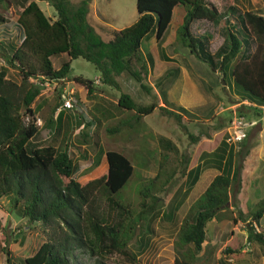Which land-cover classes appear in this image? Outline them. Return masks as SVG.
<instances>
[{
	"label": "trees",
	"instance_id": "16d2710c",
	"mask_svg": "<svg viewBox=\"0 0 264 264\" xmlns=\"http://www.w3.org/2000/svg\"><path fill=\"white\" fill-rule=\"evenodd\" d=\"M42 1L54 8V21L45 16L36 1L20 0L22 10L15 24L20 34L19 43L0 41V57L4 62L0 66V200L7 199L20 209L21 216L27 221L40 223L49 230L47 240L33 255L25 258L23 264H83L80 253H75L80 250L97 257L98 264H105L102 258L114 253L134 261L135 255L126 248L133 235V232L129 235L127 230L126 215L130 211L118 199L133 176L131 162L117 151H106L101 158L93 159V169L80 182L74 178L75 164L67 144L58 150L32 143L39 133L32 110L40 92L36 82L65 79L70 73L72 61L81 58L93 66L104 85L115 86V77L124 73L150 92L142 83L140 71L135 69V65L140 63L141 69L147 72L145 66L153 64L151 54L141 53V42L150 35L160 42L173 23V16L180 12L174 25L175 41L213 72L220 71L222 81L225 84L231 81L243 101L263 108L264 15L251 11L240 13L235 7L236 0H224V14H220L208 0H136L135 21L113 31L110 38L104 40L87 20L89 0H81L76 7L69 0ZM235 14L255 42V49L250 54L244 55L243 51L249 36L233 32L235 28L231 25L227 28L228 46H221L216 54L208 49V36L191 33L194 21L215 22L221 15H230L226 18L229 22ZM9 69L17 71L19 82L8 78ZM169 74L171 72L157 78L158 83ZM74 80L86 88L90 98L93 81L82 77H75ZM159 98L161 106L154 103L141 106L129 95L121 94L116 106L120 110L131 111L136 121L157 111L159 116L170 118L181 126L187 109L170 102L162 89ZM95 122L100 125L101 119H92L86 125L92 126ZM116 129L108 127L106 132L111 134ZM93 135L82 132L76 147L81 149V144L91 143ZM157 139L163 154L179 153L170 139L163 136ZM92 144L97 145L96 142ZM207 146L212 151L202 155V164L216 169L218 173L192 202L180 222L174 241L176 256L173 264H197V255L205 250L203 244L207 238V224L211 220H221V213L227 212L229 205L236 209L237 216H232L234 212L230 211V216L224 219L233 224L241 221L246 241L264 250V232L260 225L264 217V197L243 217L233 196L240 174L239 168L234 166L233 148L223 141L219 145L218 140ZM87 149L88 146L83 148V153L86 154ZM85 154L83 159L88 158ZM165 154L160 158V167L165 162ZM175 171L172 170L162 186L169 184L168 179L174 176ZM201 171L200 164L187 171L189 185H195ZM161 175L159 171L139 186L138 196L143 207L139 212L140 220L155 213L154 206L147 204L151 194L148 186H154L162 179ZM97 197L104 198L122 219L115 220L108 213L104 214ZM128 229L131 230V227ZM238 250L237 240L232 237L221 251V258L234 256ZM5 254L6 264H16L8 252Z\"/></svg>",
	"mask_w": 264,
	"mask_h": 264
},
{
	"label": "rangeland",
	"instance_id": "374dc122",
	"mask_svg": "<svg viewBox=\"0 0 264 264\" xmlns=\"http://www.w3.org/2000/svg\"><path fill=\"white\" fill-rule=\"evenodd\" d=\"M34 1L45 16L52 21L56 19V12L50 4L42 0ZM69 1L73 7L81 2V0ZM208 1L216 6L220 14H224L226 6L224 0ZM135 2L136 0H89L87 20L95 31L107 40L113 31L120 30L135 21L137 17ZM235 7L240 13L251 11L264 15V0H236ZM21 10L20 0H0V41L9 40L13 44L19 43L20 34L15 24ZM179 16L180 12L173 16V23L160 42L145 39L142 43L141 52L145 55L151 54L153 64L150 67L145 66L147 72L141 69L140 63L135 65V69L140 71L142 83L150 89V92H146L139 83L124 73L115 77V86L102 84L100 77L98 83L104 88L105 94H110L112 98L127 94L141 106L151 103L161 106L160 90L162 89L166 94L169 92L167 98L170 102L187 109L181 121L183 127L170 118L159 116L157 111L151 116L136 121L131 111L121 112L118 108L114 110V105L109 107L111 113H116L114 118L104 121V124L101 120L100 125L88 126L86 123L95 117L92 102L86 104L83 111L80 110L81 113L78 109H72L69 113L73 116L71 120L76 119V124L79 122L82 124L81 132L89 131V134H94L90 137L91 143L86 154L83 153V148L76 147L72 136L68 140L65 139L75 164L76 180L83 182L87 178L86 174L93 169V159L101 158L102 153L106 151H117L125 155L134 168L133 176L121 190L118 199L130 211L126 215L129 224L127 230L129 235L132 232L133 235L126 248L135 255V260L131 261L114 253L102 258L105 264H173L176 256L174 241L180 222L192 202L203 193L218 173L216 169L208 170L202 164V155L212 151L207 144H211L213 140H218L219 145L223 141L234 150V166L239 168L240 174L239 185L235 188L233 196L237 200L238 211L242 216L244 217L264 197V107L260 108L243 101L231 81H228V84L222 81L220 71L213 72L175 41L174 25ZM229 16L221 15L215 22L194 21L191 24V33L194 36H208V49L212 54H216L221 46H228L227 28L231 25L235 28L233 32L238 35L245 33L249 36H246L248 39L247 43H244L243 51L244 55L252 53L256 46L252 36L237 21L236 14L235 17L232 16L234 19L226 22ZM151 37L152 35L148 36ZM215 58L218 59V56ZM2 65L4 62L0 57V66ZM169 72L171 74L159 84L157 78ZM98 75L90 63L78 58L72 61L70 73L65 79L70 81L73 77H82L91 81ZM8 78L19 82V75L13 69H9ZM53 82L62 84V81H49L50 84ZM41 84L36 82L40 91L48 90L46 96L53 94V88L55 90L60 88L58 85L51 88L40 86ZM62 93L60 88V97ZM96 118L98 119V116ZM234 121L235 125L241 124L245 133L244 138L236 145L226 142ZM108 127L117 129L109 134L106 132ZM72 130L74 131L75 128ZM44 133L43 131L35 140L41 141ZM160 136L170 139L179 150L177 155L164 153L165 162L162 167H160V158L164 154L157 145V138ZM93 142L97 145H93ZM84 154L88 158L83 159ZM195 164H200L202 171L205 168L207 170H204L197 184L191 186L186 180V173ZM173 169L176 171L174 176L168 179L169 184L162 186ZM159 171L162 179H159L154 186H148L151 194L147 204L154 206L155 213L140 220L139 212L143 207L140 206L141 198L138 196L139 186L142 181L154 177ZM152 196L159 198L158 201ZM97 201L104 214L108 213L115 220L122 219L118 211L113 210L104 198L97 197ZM230 213L232 216H237L236 209L229 205L227 212L221 213V220H211L207 224V238L203 244L205 250L197 255L196 263L264 264V250L246 241L243 223L239 221L233 224L232 221L224 219L225 216H230ZM260 225L264 232V217ZM128 227H131V230ZM48 235L47 228L40 223L27 221L21 216L20 209L15 208L7 199L0 200V264H6L5 252L9 253L12 262L23 264L24 259L33 255L47 240ZM231 237L237 240L239 250L234 256L221 258V251ZM75 253H80L79 257L83 264H98V258L89 253H81V250ZM219 258L221 263L218 262Z\"/></svg>",
	"mask_w": 264,
	"mask_h": 264
},
{
	"label": "crops",
	"instance_id": "0c3cea01",
	"mask_svg": "<svg viewBox=\"0 0 264 264\" xmlns=\"http://www.w3.org/2000/svg\"><path fill=\"white\" fill-rule=\"evenodd\" d=\"M145 39H147V41H151L152 39H154V41H155L154 36H152L151 38H148V36H147ZM145 39L142 40L141 47H142V43ZM143 55H145V54H143ZM74 78L75 77L70 79V81H67V79H63V80H61L62 84L57 83V82H53L52 84H50L47 81H45L42 84L40 83L41 84L40 86H44V87L53 88V87L60 86L63 93L60 97L59 96V89L60 88H57V90H55L53 88V91H52L53 94L50 96H46V94H45L48 92V90L45 91V89H42L39 92V95L37 96L35 103L32 105V110L34 111V121L36 119H38V120H40L42 125L38 126L39 133L33 139L34 141L32 140V143L42 142V143H45L43 145L52 146L56 149H60L62 146L66 145L65 139L68 140L70 138V136L73 137V141H74L75 145H78L80 143L79 141L81 139V133H82L81 132V129H82L81 123L79 122L78 124H76L75 123L76 119L71 120V118H73V116H70L69 113L71 112L72 109L64 110L61 106L62 97L67 96V95H70L71 98L73 99V105H74L73 109L74 110L78 109L79 111L80 110L83 111L85 105L90 104L92 102V108H93L94 115H95V117H93L92 119L96 120L97 119L96 116H98V119L102 120V124L105 123L104 121H108L110 118H114L116 116L115 112L111 113L109 107H111V105H114L113 107L115 110V108H117L116 104H117L119 98H112L110 94H107V93L105 94L104 88L102 86H100L98 83L99 75L97 77H95L93 80H91V81H93V92L91 93L90 99L87 97L86 88L82 84L77 83L74 80ZM69 83H71V84L69 85ZM167 94H169V92H167ZM118 110H120V109H118ZM81 111H80V113H81ZM120 111L122 112V110H120ZM76 112L77 111H75V113ZM81 116H83V115L81 114ZM96 124L97 123L95 122L94 125L96 126ZM94 125H92V126H94ZM73 128H75L74 131L72 130ZM43 131L45 132L44 137L41 138L42 139L41 141L38 140V142H37L35 139H37ZM79 132H81V133L77 134ZM86 133L89 134V131H87ZM81 146H82V148H86L87 146H89V144L85 143V144H81ZM206 168L204 170H207ZM204 170L201 171L200 176H202V173L204 172ZM208 170H209V168H208ZM200 176H199V178H200ZM199 178H198V180H199ZM197 182L195 184H197Z\"/></svg>",
	"mask_w": 264,
	"mask_h": 264
},
{
	"label": "built area",
	"instance_id": "2783aa9c",
	"mask_svg": "<svg viewBox=\"0 0 264 264\" xmlns=\"http://www.w3.org/2000/svg\"><path fill=\"white\" fill-rule=\"evenodd\" d=\"M72 106V99L70 97H67L64 99L62 108L65 109H71ZM37 124L40 125L41 122L37 121ZM232 131L229 132V137L227 138L226 142L227 143H232L233 145H236L239 143L244 138V131L242 130L241 124L235 125V121L232 123Z\"/></svg>",
	"mask_w": 264,
	"mask_h": 264
},
{
	"label": "clouds",
	"instance_id": "9594fccd",
	"mask_svg": "<svg viewBox=\"0 0 264 264\" xmlns=\"http://www.w3.org/2000/svg\"><path fill=\"white\" fill-rule=\"evenodd\" d=\"M45 81L49 82L48 80H45ZM45 81H44V82H45ZM59 81H61V80H59ZM67 97H70V98H71L70 95H67V96L62 97V104H63L64 99L67 98ZM71 99H72V98H71ZM62 104H61V106H62ZM72 106H73V107H72L71 109L74 108V105H73V99H72ZM63 109H64V110H70V109H65V108H63ZM37 121H40V120L36 119V120L34 121V124H35L36 126H41L42 123H41L40 125H38V124H37Z\"/></svg>",
	"mask_w": 264,
	"mask_h": 264
}]
</instances>
